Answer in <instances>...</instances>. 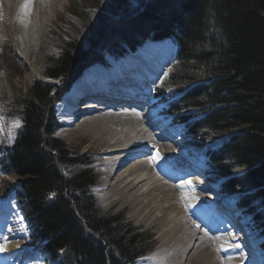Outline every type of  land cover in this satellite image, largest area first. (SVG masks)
I'll return each mask as SVG.
<instances>
[{
    "label": "trees",
    "instance_id": "1",
    "mask_svg": "<svg viewBox=\"0 0 264 264\" xmlns=\"http://www.w3.org/2000/svg\"><path fill=\"white\" fill-rule=\"evenodd\" d=\"M89 2L75 9L84 39L65 40L46 61L48 80H35L14 98L10 114L22 125L12 144L0 143V165L18 178L8 183L34 242H43L56 264H130L155 245L154 235L124 212L102 208L95 159L58 133L54 106L107 52L126 54L167 38L177 46L171 80L182 85L171 110H200L195 119L176 117L192 136L223 134L220 145L207 149L208 162L225 176L222 188L239 192L237 204L261 222L264 236V0ZM6 52L18 75L25 66L12 46Z\"/></svg>",
    "mask_w": 264,
    "mask_h": 264
},
{
    "label": "bare ground",
    "instance_id": "2",
    "mask_svg": "<svg viewBox=\"0 0 264 264\" xmlns=\"http://www.w3.org/2000/svg\"><path fill=\"white\" fill-rule=\"evenodd\" d=\"M73 1L0 0V43L12 38L20 47L21 54L31 63L30 71L36 74L40 57L55 54L58 43L53 36L56 32L54 22L58 16L71 10ZM156 52L160 53L155 49L142 50L126 60L120 54H113V58L110 57L113 60L103 58L91 62L78 74L74 80L75 87L61 105L62 120L70 129L89 131L104 147L106 175L101 186L107 188V198L103 202L109 205L120 201L123 205H130L139 219L156 223L162 229L161 246L136 264H264V256L260 251L254 254L253 247L247 248L246 252L241 251L229 225L225 224L224 214L230 212L227 210L229 206L222 203L227 199L226 193L218 194L217 202L223 205L218 212H213L210 205L204 203L205 199L211 198L199 193L188 175H180L192 168L199 170V166L185 153L183 141L174 129L168 127L167 120L163 119L160 124L156 121V118H162L158 116L163 107H155L158 100L150 98V94L155 92L157 95L158 92L151 87L155 89L157 79L166 73L169 61ZM145 80L150 82L145 83ZM126 98L141 105L149 104L151 110L142 114L138 110L96 103V100L121 102ZM82 106H98L101 110L83 111ZM6 123L1 126H15ZM6 136L8 139L11 137L10 133ZM183 150L186 155L179 157ZM197 174L198 182L207 179L205 174ZM220 188V191L225 190ZM211 189L214 192L218 190ZM2 206L0 228L7 225V237H15L21 230L16 226L21 222L17 210L13 205L4 207V210ZM186 214L195 220L192 224L189 222L196 228L193 233L186 230ZM205 225L207 229L201 230ZM6 241H0L3 247L0 264H16L11 256L16 254L12 249L17 245L13 242L4 244ZM260 242L250 239V243L264 249ZM25 260L21 259L22 262Z\"/></svg>",
    "mask_w": 264,
    "mask_h": 264
},
{
    "label": "rangeland",
    "instance_id": "3",
    "mask_svg": "<svg viewBox=\"0 0 264 264\" xmlns=\"http://www.w3.org/2000/svg\"><path fill=\"white\" fill-rule=\"evenodd\" d=\"M87 1L89 2V0H74L71 3L72 5L71 10L58 16V19L56 20V22H54V29L56 30V32L53 33V36L58 43L56 46V52L55 54H47V55L43 54L40 57V62L38 64L39 70L38 72H36V74H32V72L30 71L31 63L21 54L19 49L20 47L15 41L12 40V38L7 39L3 43H0V143L12 144L16 138L19 128L22 125V120L18 116H13L10 114V111L13 108L14 98L17 95L24 93V91L35 80H48L44 75L46 61L49 57L58 56L60 54L61 44L65 40L71 37H77L79 35L81 38L84 37V34H80L82 29H84V26L82 24L81 18L75 13V9L77 7H82L83 5H85ZM130 1L135 2V0H130ZM91 12L92 14L94 13L93 11ZM9 45L13 47L16 54L21 59L22 66L23 67L25 66L23 71L18 75H13L11 70L8 68L9 56L6 52V48ZM150 49H155L159 51L160 53L156 52V54L158 55L160 54L159 56H162L164 58L166 56L167 58H169L168 65L166 66L167 67L166 73L161 78L157 79V84L155 89L154 87L151 88L153 91H157L159 93V94L157 93V95L154 96V98L156 97V100H158L155 103V107L158 108L163 107L161 108V112L159 111V116H158L162 118H156V121L158 122V124H160L162 123L163 119L167 120L168 127L174 129L179 139L183 141L182 146L183 149L185 150V153L187 152V155H189L188 157L194 158L197 156V159H199V161L203 163V164L200 163L197 166H199V168L201 165H203L202 167H207L213 175V182L216 185L220 186L223 180H225V176L217 169H215L213 166L210 165V163L208 162L206 151L210 147H216L220 145V143L223 140V134L207 131L204 133V137L192 136L188 133V125H186L185 122H183V120L177 121L176 117L179 115H183V117L185 118L195 119L200 115L199 112L200 110L195 108L183 112H177L171 110L172 107L171 102L174 101L177 97H179L182 93L180 91L182 85L176 84L171 80V74L177 68L176 66L177 61L175 60V54L177 49L176 43L172 41L170 38L158 42L147 40L146 42H144V44L141 47H139V49L136 52L128 51L127 55L126 54L124 55L122 51H117L118 53L107 52L104 55V59H112L113 54H120V56L124 57L122 59L126 60L128 59V56L134 57L137 56L138 52H141L142 50L150 51ZM172 57L173 59L171 61L170 58ZM146 81L147 80H145V83H147ZM149 82L150 81H148V83ZM125 100L129 101L130 99L126 98ZM54 108L56 110L57 121L61 123L60 127L58 128V133L62 137H64L69 143H71L74 147L83 149L84 151L89 153L93 159H95L94 165L96 166L97 171L101 174V179L99 183L94 187V192L98 196V201L102 206V208L105 210L124 212L128 221H131L135 225L140 226L144 230H147L154 235L156 243L152 247L151 251L148 254L137 258L134 262L130 264L133 263L136 264L138 262L140 263L142 260L148 258L149 255L154 250H156L158 247L161 246L162 238L164 234L162 229L156 223L153 224L151 221L139 219L134 214V211L132 210L130 205H123L120 201H115L109 205H105L103 200L107 198L106 195L107 188L101 186V183L103 182L104 177L106 175L105 168H106L107 158L106 155L103 153L104 151L103 145L100 144L98 140L96 141V139L89 131L87 130L85 131L84 129L81 128L73 130L74 128L70 129L65 123H62V119L60 118L58 113V105L55 104ZM4 122H7L6 123L7 125H10L12 123V125L14 124L15 126L14 127L12 126L13 128L2 127L1 125ZM7 133H10L11 135L9 139L6 136ZM184 150L179 153V157L186 155L185 153H183ZM193 163L195 162L193 161ZM8 181L18 182V178L16 175L6 172L4 166L0 165V205L1 204L4 205L2 206L3 210L5 209L4 207L9 208L12 205L16 208L17 217L21 220L19 226L18 224L16 226L21 230L20 231L18 230V232L20 233L17 236L7 237L8 235L6 229L7 225H2L1 228L3 230L4 229L6 230H4L3 232L2 229L0 228L1 243L4 240H7L4 244L8 245L9 243L13 242L15 245H17L16 248L12 249V251H14V253L16 254L11 256L12 262L16 260V264H56L55 261L52 260V258L49 256V254H47L42 250L41 244H37L34 242L33 227L29 222L28 218L24 215L22 209L20 208L15 187L10 188V184L8 183ZM179 181L181 180L179 179ZM224 191L226 193V197L228 198L226 199L227 200L226 204L236 208L237 212L243 214V216L245 217L248 216L247 225H250V227H252L253 229V232L256 234V235L255 234L250 235L249 238L252 239L253 242L261 241L264 238V236H262V234L260 233L261 222L257 220V218H255L254 214L247 212L245 208L238 206L234 203L238 199L239 192L231 191L228 189H225ZM199 193L204 194L203 190L199 191ZM204 203L205 205H210L212 211L214 210V207H217L214 210L216 211L217 209H219V207L221 208V206L224 204V203L220 204V203L212 202V200L208 198L205 199ZM184 218L187 221V223L185 222L187 232L193 233L194 229L196 228L192 227L191 224L195 220L189 214H186ZM206 226L207 225L202 227L201 230L203 229L206 230L207 229ZM236 243H244V241L239 240L236 241ZM253 248L255 251L257 250L260 251L262 255L264 254V249L257 246ZM23 258H26V260L23 261L24 263L21 261V259Z\"/></svg>",
    "mask_w": 264,
    "mask_h": 264
},
{
    "label": "snow or ice",
    "instance_id": "4",
    "mask_svg": "<svg viewBox=\"0 0 264 264\" xmlns=\"http://www.w3.org/2000/svg\"><path fill=\"white\" fill-rule=\"evenodd\" d=\"M25 7H27V5H25ZM18 126V125H17ZM188 183L190 184L191 183V181H188ZM3 250V247L2 246H0V251H2Z\"/></svg>",
    "mask_w": 264,
    "mask_h": 264
}]
</instances>
